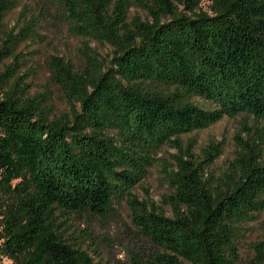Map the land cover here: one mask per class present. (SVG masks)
Here are the masks:
<instances>
[{
    "label": "trees",
    "instance_id": "obj_1",
    "mask_svg": "<svg viewBox=\"0 0 264 264\" xmlns=\"http://www.w3.org/2000/svg\"><path fill=\"white\" fill-rule=\"evenodd\" d=\"M15 6L0 0V23ZM47 7L82 41V65L49 57L50 80L67 106L51 117L18 74L17 48L37 19L0 36V259L94 264L64 237L59 218L105 220L124 203L128 264H236L237 226L264 212V0H48ZM132 7L143 18L129 16ZM90 43L110 56L99 58ZM237 116L252 120L247 139L235 136L232 163L205 179L180 138ZM163 147L176 153L167 162L155 157ZM219 154L211 145L203 162ZM154 164L170 190L162 200L168 216L132 194ZM251 250L249 264H264V239Z\"/></svg>",
    "mask_w": 264,
    "mask_h": 264
},
{
    "label": "rangeland",
    "instance_id": "obj_2",
    "mask_svg": "<svg viewBox=\"0 0 264 264\" xmlns=\"http://www.w3.org/2000/svg\"><path fill=\"white\" fill-rule=\"evenodd\" d=\"M16 6L0 23V36L7 32L13 35L22 20L30 17L36 18L33 36L19 44L17 52L22 58L18 74L29 87V96H36L44 101L50 108L51 117H57L66 112L67 106L61 90L50 80L47 67L49 57H60L69 61L74 69L82 65V41L66 33L64 27L53 18L47 7L48 0H14ZM143 18V14L135 7L129 10ZM1 38V37H0ZM89 47L101 59L110 56V49L106 46L90 43ZM191 101L202 108H208L204 101L193 98ZM252 128V120L241 118H222L219 122L205 130L193 132L180 138L184 147L190 146L189 152L204 167V178L216 179L227 170L232 163L235 153V136L242 140L247 139V132ZM247 130V131H245ZM264 147V127H261ZM219 149V156L211 163L203 162L202 152L209 146ZM264 149V148H263ZM175 150L163 147L156 154V158L168 161ZM132 194L139 200L152 203L162 209L168 216L167 208L162 204L164 197L170 194L157 164L147 169L146 176L134 187ZM114 213L100 220L87 215H64L59 218L62 224L64 237L69 238L90 254L94 264H128L125 249L131 247L132 227L129 222L128 212L124 203L114 206ZM87 237V238H86ZM264 239V212L256 215L248 223L239 224L236 229L235 243L238 249L236 264H249L252 255V244ZM0 264H11L5 259H0Z\"/></svg>",
    "mask_w": 264,
    "mask_h": 264
}]
</instances>
